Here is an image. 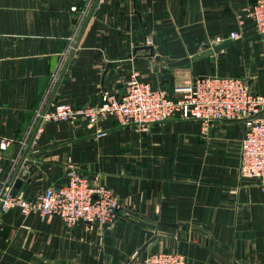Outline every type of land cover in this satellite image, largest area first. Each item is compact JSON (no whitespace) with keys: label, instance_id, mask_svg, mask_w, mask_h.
Returning a JSON list of instances; mask_svg holds the SVG:
<instances>
[{"label":"crops","instance_id":"1","mask_svg":"<svg viewBox=\"0 0 264 264\" xmlns=\"http://www.w3.org/2000/svg\"><path fill=\"white\" fill-rule=\"evenodd\" d=\"M254 2L0 0V187L27 162L14 191L32 199L64 186L71 162L120 206L109 224L70 228L11 209L0 215V264H123L166 250L187 264H264V191L239 175L240 121L171 119L146 131L113 118L34 121L41 104L120 97L132 73L169 96L209 75L264 93V34L244 17Z\"/></svg>","mask_w":264,"mask_h":264},{"label":"built area","instance_id":"2","mask_svg":"<svg viewBox=\"0 0 264 264\" xmlns=\"http://www.w3.org/2000/svg\"><path fill=\"white\" fill-rule=\"evenodd\" d=\"M94 1L88 0V6L91 7ZM244 17L250 19L258 33L264 34V0H255L254 4L245 8ZM242 22L240 18L239 23ZM78 26L79 19L69 42L73 43ZM236 36L235 33L231 34L232 38ZM174 92L177 96H169L163 89L139 81L137 74L132 73L125 82V93L120 97L104 92L97 104L73 107L69 103H58L46 109L41 104L34 113V121L72 122L82 119L94 125L113 118L121 125H135L146 131L153 123L171 119L204 123L237 120L243 129L239 143V175L256 179L264 191V93L252 91L247 78L219 75L197 77L175 87ZM98 132L100 136L103 135L101 131ZM4 148L5 143H1L0 149ZM66 178L64 186L48 188L32 199L15 193V178L5 180L0 187V215L18 209L23 215L56 216L68 228L78 222L109 224L120 215V206L111 190L82 176L71 162L66 166ZM123 264L187 262L183 255L166 250L151 252L142 258L135 253Z\"/></svg>","mask_w":264,"mask_h":264},{"label":"water","instance_id":"3","mask_svg":"<svg viewBox=\"0 0 264 264\" xmlns=\"http://www.w3.org/2000/svg\"><path fill=\"white\" fill-rule=\"evenodd\" d=\"M145 48H148V50L150 51V55H151L152 49L150 47H145ZM229 121H237V120H229ZM26 165H27V162L23 161L21 166H19L17 170H15V179H14V185H13L15 189H17L23 181L28 180L29 172L31 171L32 167L30 166L28 169H26L25 168Z\"/></svg>","mask_w":264,"mask_h":264}]
</instances>
